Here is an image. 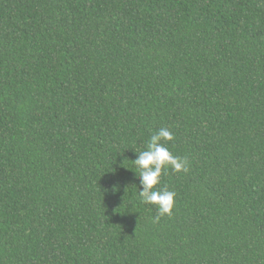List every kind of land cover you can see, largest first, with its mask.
Listing matches in <instances>:
<instances>
[{"label": "trees", "instance_id": "1", "mask_svg": "<svg viewBox=\"0 0 264 264\" xmlns=\"http://www.w3.org/2000/svg\"><path fill=\"white\" fill-rule=\"evenodd\" d=\"M0 264H264V0H0Z\"/></svg>", "mask_w": 264, "mask_h": 264}, {"label": "clouds", "instance_id": "2", "mask_svg": "<svg viewBox=\"0 0 264 264\" xmlns=\"http://www.w3.org/2000/svg\"><path fill=\"white\" fill-rule=\"evenodd\" d=\"M175 139L174 134L165 127L159 128L147 141L144 150L139 151L133 161L138 171L141 190L138 191L143 204L155 205L160 216H171L176 193L167 187H159L162 177L171 169L176 173H187L189 161L174 155L167 143ZM137 153V152H136Z\"/></svg>", "mask_w": 264, "mask_h": 264}]
</instances>
